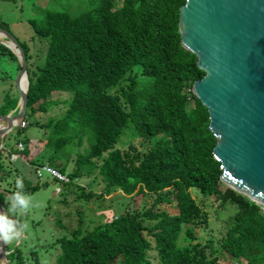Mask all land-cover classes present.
<instances>
[{"label": "trees", "instance_id": "16d2710c", "mask_svg": "<svg viewBox=\"0 0 264 264\" xmlns=\"http://www.w3.org/2000/svg\"><path fill=\"white\" fill-rule=\"evenodd\" d=\"M184 3L86 0L78 15L67 8L48 9L31 20L34 35L47 46L40 63L32 61L31 52L20 43L29 85L25 126L16 132L25 129L35 113L45 115L57 106L53 93L70 95L60 117L45 125L35 123L47 131L45 148L50 151L46 164L39 161L38 167L46 165L64 176L66 191L70 186L79 190L77 199L84 202L118 191L123 196L135 191L156 196L143 214L118 213L91 230H82L79 220L68 236L55 240L59 249L55 264H152L148 256L152 250L157 264H217L218 251L229 256L230 264H264V209L220 182L209 115L192 93L194 81L204 73L196 56L180 42L179 9ZM0 55L16 59L3 45ZM18 99H9L2 115L14 111ZM124 131L154 140L153 146L143 154L132 145L133 153L121 151L116 146ZM84 140L88 148L76 155L74 168L67 173L68 157L58 163L62 152L80 147ZM5 141L0 183L8 185L11 171L4 162L19 151ZM22 153L27 154L26 145ZM94 171L104 183L98 196L76 184ZM21 180L27 195L42 187ZM191 192L215 198L220 208L226 204L235 208L218 244L213 240L183 244L181 235L193 241V227L206 222V213ZM11 194L8 189L0 191L5 210ZM161 203L174 204L178 213L157 208ZM7 261L36 263L35 257L25 260L18 248Z\"/></svg>", "mask_w": 264, "mask_h": 264}, {"label": "rangeland", "instance_id": "374dc122", "mask_svg": "<svg viewBox=\"0 0 264 264\" xmlns=\"http://www.w3.org/2000/svg\"><path fill=\"white\" fill-rule=\"evenodd\" d=\"M83 1L86 2V0H0V25L29 49L32 61L37 59L41 63L47 44L46 41H40L34 35L31 20L39 19L48 9L67 8L73 15H78L85 6L81 5ZM0 56V71L3 72V76H0V115H2L7 109L9 99L19 98L13 84L18 60L16 58L17 62H14L8 55ZM69 96L67 93H53L51 99L58 102L54 109L45 115L35 113L28 118L30 124L25 129L17 133L16 129L20 128L19 124L5 137V144L9 143L19 153H13L5 159L4 163H9L11 176L8 185L7 182L0 183V191L7 189L12 193L17 191V178H24L33 184L38 183L42 187L33 194H29L31 203L27 210L14 213L13 218L20 228L19 235L12 243L5 244L6 255L4 259H0V264L8 263L7 255L15 248L21 250V256L27 261L31 262L35 257V264H55L59 254L55 240L68 236V233L77 227L79 220L83 222L82 230H91L99 223L112 221L118 213L143 214L154 204L156 196L148 193L139 194L136 191L131 196H123L118 191L110 196H103L102 199L94 197L89 202H84L77 199L80 194L79 190L70 186L66 191L65 184L53 180L46 173L39 174L38 163L46 164L50 151L45 148L47 131L37 127L35 123L45 125L49 120L60 117L65 110L64 102L69 99ZM18 139L24 140L25 144ZM153 142L154 140L149 142L142 138L131 137L129 131H124L116 147L121 151L133 153L129 149V145H132L135 152L143 154L151 149ZM25 145L27 154L22 153ZM87 148L88 144L84 140L80 147L62 152L58 163L63 164L68 157L69 165L66 172H72L76 155L84 153ZM76 184L86 191H93L96 196L104 188L102 178L97 171L90 176H83ZM191 194L206 213V222L193 227V241L181 235L183 244L194 245L198 242L205 244L209 240L218 244L225 233L226 222L233 215L235 208L229 204H226L225 208H220L219 202L213 197L207 198L197 192H191ZM156 207L166 210L171 215L178 213L174 204L161 203ZM59 222L61 225L57 224ZM148 256L152 264H157L154 250L150 251ZM217 257V264L231 263L229 256L222 251H218ZM25 264L29 263L25 262Z\"/></svg>", "mask_w": 264, "mask_h": 264}, {"label": "water", "instance_id": "95a60500", "mask_svg": "<svg viewBox=\"0 0 264 264\" xmlns=\"http://www.w3.org/2000/svg\"><path fill=\"white\" fill-rule=\"evenodd\" d=\"M178 32L182 47L196 56L204 73L192 93L209 115L219 180L264 209V0H185ZM0 39L19 63L13 79L17 107L0 115L1 155L4 138L25 118L29 81L20 43L1 27ZM0 212H5L1 205ZM5 255L0 241V259Z\"/></svg>", "mask_w": 264, "mask_h": 264}, {"label": "clouds", "instance_id": "9594fccd", "mask_svg": "<svg viewBox=\"0 0 264 264\" xmlns=\"http://www.w3.org/2000/svg\"><path fill=\"white\" fill-rule=\"evenodd\" d=\"M16 189L11 196L6 212H0V241L5 244L12 243L19 235V226L13 215L17 211L27 210L31 203V197L22 192L23 182L16 179Z\"/></svg>", "mask_w": 264, "mask_h": 264}, {"label": "built area", "instance_id": "2783aa9c", "mask_svg": "<svg viewBox=\"0 0 264 264\" xmlns=\"http://www.w3.org/2000/svg\"><path fill=\"white\" fill-rule=\"evenodd\" d=\"M24 126V123L23 121L20 123V127H23ZM38 172L39 174H41L42 172L43 173H47L49 174L52 178H55L57 179L59 182H67V179L65 177H63L62 175H60L58 172L50 169L49 167L47 166H40L38 167Z\"/></svg>", "mask_w": 264, "mask_h": 264}, {"label": "bare ground", "instance_id": "6f19581e", "mask_svg": "<svg viewBox=\"0 0 264 264\" xmlns=\"http://www.w3.org/2000/svg\"><path fill=\"white\" fill-rule=\"evenodd\" d=\"M9 46H10V44H9ZM12 47V46H11ZM19 86H20V88H22V89H25L26 88V80H25V78L24 77H20L19 78ZM7 248V247H6Z\"/></svg>", "mask_w": 264, "mask_h": 264}, {"label": "crops", "instance_id": "0c3cea01", "mask_svg": "<svg viewBox=\"0 0 264 264\" xmlns=\"http://www.w3.org/2000/svg\"><path fill=\"white\" fill-rule=\"evenodd\" d=\"M1 42H2V40L0 39V43ZM0 45H2V43ZM4 56H7V55H4ZM0 58H1V56H0ZM11 60H13L14 62H17L15 59L11 58ZM18 69H19V64L17 63V69L16 70H18ZM0 76H3V72H1V71H0Z\"/></svg>", "mask_w": 264, "mask_h": 264}]
</instances>
